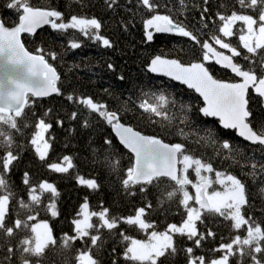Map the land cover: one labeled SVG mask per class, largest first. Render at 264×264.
Returning <instances> with one entry per match:
<instances>
[{"label":"snow or ice","instance_id":"obj_1","mask_svg":"<svg viewBox=\"0 0 264 264\" xmlns=\"http://www.w3.org/2000/svg\"><path fill=\"white\" fill-rule=\"evenodd\" d=\"M103 3L108 12L119 17L118 24L124 32L134 28L136 17L141 16L146 42H152L157 33H167L187 38L193 49L199 46L202 55L196 62L184 63L179 54L177 58L155 55L151 58L147 71L179 81L199 93L203 104L197 112L202 118L218 117L222 129L236 130L244 141L259 146L264 157V0H236L242 10L239 12L227 10L228 5L224 3L213 11L210 0H201L200 4L191 5L186 0H177L178 15L173 14V9L168 7L167 2L162 5L159 0H103ZM6 6L22 14L18 17V23L11 28L0 19V149L3 150V155L0 156V192L4 193L0 194V237H3L2 247L5 250L0 264H14L16 259L19 264H34V261L39 264L48 250L58 247L57 239L46 221L31 223L37 220L44 193H51L54 197L60 195L56 186L47 180L34 185L30 183L29 173L25 171L22 183L26 186L31 203H26L23 198L17 199L19 207L27 209L28 213L25 219H21L19 213L13 219L10 204L14 193L9 190L10 186L5 178L20 160L19 151H14L16 141L13 135V132L21 131L18 121L24 120L26 109L33 116L36 115L33 110L36 100L30 98L42 99L53 94L63 97L73 109L67 114L68 121L76 122L80 118L81 127L87 129L92 127L90 118L94 114L97 121L110 126L119 144L131 154V163L124 170L121 186L126 195L136 196L139 193L143 197V205L137 207L134 214L127 216L110 215V209L102 204L100 211H91L85 197L79 213L82 219L72 220L75 234L65 233L61 237L64 249L71 247L77 240L83 242L85 250L79 251L76 257L78 264H100L92 250L102 249L103 233L112 234L114 231L129 242L123 253L124 259L136 264H168L180 252L185 254L187 264H231L233 257H238V264H242L245 257L250 258L252 264H264V224L250 215L256 204L251 195L252 189L242 178L217 170L210 159L206 161L203 157H196L186 144L169 143L161 136L144 134L124 122L120 111L111 109L105 102L97 101L92 96L78 95L71 86L65 90L60 73L49 63V59L57 60V53L49 51L46 59L43 47H38L36 54H33L21 40L22 34L35 36L37 29L47 25L56 33L68 34L69 30H74L83 37L98 42L105 49L113 48L114 42L102 34L101 19L78 15L66 17L64 12L56 8L32 6L29 0H12ZM161 8L166 10L163 14ZM191 12H196L198 19L191 16ZM238 23V40L242 46L239 48L230 42V38L237 34L234 29ZM212 27H215L214 32ZM68 47L79 49L82 43L73 39L68 41ZM206 62H214L228 69L238 79L236 82H227L215 78ZM107 68L112 72L116 71L112 63H108ZM118 79L123 81L125 76L119 75ZM142 95L144 99L139 104L131 100L129 102L134 103L141 114L148 115L150 123H160L153 120V117H159L161 121L173 118L164 107L169 100L163 92L158 95L154 92H142ZM149 98L156 102L149 103ZM172 103L175 104V101ZM256 106L259 107V112L255 111ZM180 107L185 113L181 120L184 123L192 106L181 103ZM122 111H129L127 102L123 104ZM50 117L59 128H63L65 124L64 119L58 115L53 116L51 108L37 117L30 144L41 162L47 161L52 149L50 141L55 139L50 135L46 137L53 128V123L48 122ZM257 117H260L259 120ZM5 126L12 131H5ZM205 132L207 138L217 144L220 150L228 153L241 169H248L246 175L252 178L253 186L258 187L261 203L264 205V186H260L264 185V179L260 178L264 177V158L257 161L255 156L248 157L241 164L239 160H235V155H240V152L230 138L216 137L211 129H205ZM180 135H184L182 129ZM90 148L93 162L119 179L120 157L114 149L112 139L103 137L100 147H95L90 142ZM74 167L73 158L67 155L60 162L47 163V168L55 173H68ZM189 169L193 170L196 182L189 178ZM213 174L215 181L212 179ZM77 179L79 184L93 191L101 189V184L96 179ZM216 182L224 186L225 190L209 192ZM189 185L195 189L194 195L188 191ZM153 190L156 193L155 207L148 199ZM173 203L177 208L182 207L185 218H182L179 225L170 223L164 231L156 230L155 222L148 217L154 211L167 212ZM193 203L198 206H193ZM46 210L52 217L59 216L55 202H49ZM260 212L264 216V206ZM93 218H97L96 223L92 222ZM216 218H223L236 234L230 233L228 242H224L225 237L220 236L219 246L209 249L220 255L207 259L196 250L202 249L204 242L217 239V232L210 227V223ZM121 225L138 228L147 235V239L131 238L120 231ZM241 229L246 235L239 234ZM21 230H27L32 235L13 244L14 237ZM178 240L190 241L191 246H178ZM112 264H117V261L113 260Z\"/></svg>","mask_w":264,"mask_h":264},{"label":"trees","instance_id":"obj_2","mask_svg":"<svg viewBox=\"0 0 264 264\" xmlns=\"http://www.w3.org/2000/svg\"><path fill=\"white\" fill-rule=\"evenodd\" d=\"M10 2L12 0H0V19L3 20L7 27L15 26L18 23L19 15L22 14L16 9H9L6 5ZM29 2L35 7L56 8L64 12L66 17L70 15L95 16L101 19L103 23L102 34L114 42L113 48L105 49L98 42L83 37L74 30H69L68 34H60L51 30L50 27L43 29L33 37L23 35L22 40L25 47L33 54H36L38 47L44 48L46 59L49 51L57 53V60L49 59V63L56 67L58 73H60L65 90L71 86L78 95L92 96L97 101L105 102L111 109L120 111L124 122L144 134L161 136L169 143L186 144L196 157H203L206 161L210 159L217 170L242 178L252 189L251 195L254 197L256 204L255 210L250 212V215L254 216L258 222L264 224V216L260 212L261 207L264 205L261 203L258 187L253 186L252 178L246 175L248 169H241L228 153L220 150L217 144H213L212 140L207 138L205 129H211L216 137L230 138L240 152V155H235V160H239L241 164L248 157L255 156L257 161L264 158L260 147L251 146L238 139L234 132L221 129L217 121L202 118L197 112V109L202 106V101L194 92L163 78L152 76L147 71V66L155 55L177 58V54H179V58L184 63L196 62L202 55L199 46L193 49L191 42L187 38L163 35H156L153 42L148 44L144 36L141 16L138 15L136 17L134 28L124 32L118 24L119 17L113 16L105 9L103 0H29ZM159 2L162 5L167 2L168 7L173 9V14L178 15L176 11L178 9L177 0H159ZM200 2L201 0H186L189 5L192 3L200 4ZM210 3L213 11L217 10L218 5L221 3L227 4V10L229 11H242L236 0H210ZM160 11L163 14L166 10L161 8ZM185 14L188 15L189 13ZM190 14L198 19L196 12H191ZM180 18L183 19L182 16ZM212 31H215V27H212ZM73 39L81 42L82 47L74 50L70 49L68 41ZM225 39L229 40V38ZM209 42L212 41L209 40ZM230 42L233 43L232 39H230ZM194 52L195 54H193ZM108 63L115 65V72L108 70ZM206 66L209 67L207 62ZM210 71L216 77L215 72L211 69ZM119 75H124L125 80H119ZM105 89L108 91L105 92ZM142 92H154L157 95L163 92L168 96L169 103L164 107L173 118L170 121H161V118L153 117V120L160 121V123H150L149 116L137 111L134 103H132L139 104L144 99ZM130 100L132 102H129ZM173 100L175 104L172 103ZM125 102H127L128 112L122 111ZM148 102L155 103L156 101L149 98ZM181 103L192 106V110L187 112L188 119L184 123H181L185 115L181 110ZM48 108L53 109V116L58 115L59 118L64 119L65 124L63 128H59L55 125L53 118H48V122L53 123V128L48 133V136L55 137V139L50 141L52 149L49 152L47 161L41 162L35 155L30 139L35 131L34 124L37 117L41 116ZM33 110L36 113L35 116L28 109L25 110L26 116L24 120L18 121L21 131L19 133L13 132L16 141L14 151H19L20 160L15 164L11 173L5 177L10 186L9 190L14 193L10 204V213L13 219L17 213H19L21 219H25L28 213L27 209H21L16 202L17 199L23 198L26 203H31L27 195L26 186L22 183L25 171L29 173L30 183L34 185L43 180L53 183L60 195L54 197L51 193H44L43 202L39 205L37 220L31 223L49 222L53 235L57 239L58 247L48 250L47 255L39 264H77L76 257L79 251L85 250L83 242L77 240L71 247L64 249L61 246V237L65 233L69 235L75 234L72 220L81 217L79 213L81 205L85 202V197H87L91 211H100V205L102 204L104 207L109 208L110 215L114 216L134 214L135 209L143 205V197L139 193L136 196H128L121 186L120 181L124 178V170L130 166L131 155L114 138L110 126L104 122L97 121L94 114L90 118L92 127L87 129L81 127L80 118L76 122L68 121L67 114L73 109L63 97L56 95L48 99L36 100ZM255 111L259 112L260 110L255 107ZM259 118L257 117V120ZM25 124L28 126L25 127ZM71 129H75V131ZM181 129L184 135H180ZM4 130L12 131L6 126ZM103 137L112 139L114 149L120 157L121 171L119 179L101 165L93 162L90 142L93 146L100 147ZM2 155L3 150L0 149V156ZM66 155L73 158L75 165L68 173H55L47 168L48 162H60L62 157ZM226 157L228 158L226 159ZM205 175L207 174L205 173ZM77 177L96 179L101 184V189L93 191L87 186L79 184ZM189 178L196 182L192 169H189ZM260 178L264 179V177ZM212 179L216 180L214 174ZM213 190L224 191L225 189L224 186L216 182L213 183L209 192ZM188 191L194 195V188L191 185L188 186ZM0 194L4 193L0 192ZM155 195L154 190L148 195V199L152 201L154 207L156 205ZM49 202L56 203L59 216L52 217L50 212L46 210V205ZM182 218H185L184 211L182 207L177 208L175 203L171 205L170 210L167 212L154 211L148 217L150 221L155 222L156 230L158 231H164L167 224L170 223L180 224ZM92 222L96 223L97 218H93ZM210 227L217 232V239L204 242L203 248L196 250L199 254H204L207 259L217 258L220 255V253L209 251L212 247L219 246L221 242L220 236H224V242H228L230 233L231 235L236 234L235 230L230 229L228 222L223 221V218L214 219L210 223ZM120 231L125 232L126 235L133 239H147V235L138 228H129L121 225ZM239 234L242 236L246 235L243 229L240 230ZM29 235H32L29 231L21 230L14 237L13 244H18L21 238ZM102 238L104 239L103 248L100 250L94 248L92 250L93 256L100 261V264H112L113 260H116L117 264H136V262L124 259L123 253L126 247L129 246V242L124 241L117 232L114 231L112 234L104 232ZM3 243V237H0V261H3L5 256V250L2 247ZM177 243L181 247L191 246L190 241L178 240ZM113 249H115V252H113ZM18 256L19 252H17V258ZM14 264H19L18 259L14 261ZM34 264H36L35 261ZM168 264H187L185 254L180 252ZM231 264H238V257H233ZM242 264H252V261L250 258L245 257Z\"/></svg>","mask_w":264,"mask_h":264},{"label":"water","instance_id":"obj_3","mask_svg":"<svg viewBox=\"0 0 264 264\" xmlns=\"http://www.w3.org/2000/svg\"><path fill=\"white\" fill-rule=\"evenodd\" d=\"M49 26H47V25H45V26H43L42 28H40V29H37V32H36V34L38 33V32H40V31H42L43 29H45V28H48ZM9 28H11V27H9ZM35 34V35H36ZM23 35H25V36H30L29 34H27V33H25V34H22V36ZM156 35H163V36H169V37H180V36H176V35H172V34H167V33H157V34H155V36ZM22 36H21V40H22ZM154 36V37H155ZM30 37H33V36H30ZM23 41V40H22ZM153 42V41H152ZM152 42H147L148 44H151ZM214 63V62H213ZM215 64V63H214ZM218 68H220V69H222V70H225V71H228L231 75H233L234 76V74H232L228 69H224V68H222L220 65H217V64H215ZM149 74H151L152 76H155V77H159V78H163V79H165V80H167V81H170V82H172V83H174V84H176V85H179V86H182V87H185L187 90H189V91H192V92H194V94L198 97V98H200L201 99V101H202V104H203V98L199 95V93H196L193 89H189L188 87H187V85H184V84H182V83H180L179 81H174V80H172L171 78H169V77H167V76H163V75H159V74H155V73H150V72H148ZM53 96H55V94H53L52 96H49V97H44V98H42V99H40V98H33V99H36V100H44V99H48V98H51V97H53ZM207 119H209V120H214V121H217L218 123H219V118L218 117H209V118H207ZM219 126H220V124H219ZM220 128L222 129V127L220 126ZM223 130H225V131H230V132H234L235 133V135H236V137L238 138V139H240L241 141H243V142H245V143H247V144H249L247 141H244L243 140V138L242 137H239L238 136V134H237V131L236 130H234V129H223ZM113 136H114V138L117 140V142H118V138H116L115 137V133L113 132ZM119 143V142H118ZM249 145H251V144H249ZM125 151H127L128 153H129V151L127 150V149H125L122 145H120ZM251 146H257V145H251ZM130 154V153H129ZM131 155V154H130ZM77 264H78V262H77Z\"/></svg>","mask_w":264,"mask_h":264},{"label":"flooded vegetation","instance_id":"obj_4","mask_svg":"<svg viewBox=\"0 0 264 264\" xmlns=\"http://www.w3.org/2000/svg\"><path fill=\"white\" fill-rule=\"evenodd\" d=\"M239 27H240V24L238 23L237 26H236V29H234V31H237V29H239ZM238 36H239V33L237 31V34L234 35L230 39H232V41H233L232 44L239 48V47H242V46L239 45ZM214 47L218 48V46H216V45H214ZM218 50L224 51L225 54H229L230 55V53H228L226 50H221L219 48H218ZM237 59L239 60V58H237ZM240 62L243 63L242 60H240ZM207 63L209 65V68L215 72V76H216L215 78L220 79V80H224V81H227V82H236V79H238V78H235L233 75H231L228 71H225V70H222V69L218 68L213 62H210V63L207 62ZM256 108L259 109L258 106H256Z\"/></svg>","mask_w":264,"mask_h":264},{"label":"rangeland","instance_id":"obj_5","mask_svg":"<svg viewBox=\"0 0 264 264\" xmlns=\"http://www.w3.org/2000/svg\"><path fill=\"white\" fill-rule=\"evenodd\" d=\"M48 136V134H46V137ZM194 194H195V189H194ZM193 206H198V205H194V203H193ZM78 219H82V216L80 217V218H78ZM47 222V221H46ZM48 224H49V222H47ZM179 225V224H178Z\"/></svg>","mask_w":264,"mask_h":264}]
</instances>
